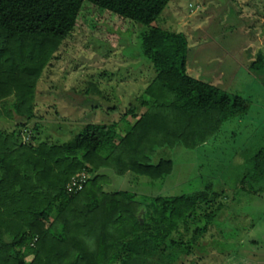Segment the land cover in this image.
Masks as SVG:
<instances>
[{
	"label": "trees",
	"instance_id": "obj_1",
	"mask_svg": "<svg viewBox=\"0 0 264 264\" xmlns=\"http://www.w3.org/2000/svg\"><path fill=\"white\" fill-rule=\"evenodd\" d=\"M170 1L0 0V264L205 259L200 251L214 244L224 206L215 175L181 195L145 197L105 188L112 174L164 180L174 164L163 158L153 162L157 150H195L250 108L248 98L189 74L186 35L157 23ZM85 2L145 27L138 56L149 63L152 78L134 103L121 106L93 99L102 93L90 75L77 107L89 106L105 118L96 122L93 116L68 139L51 140L41 137V128L53 104L39 107L36 90ZM250 63L260 70L263 56L257 52ZM243 157L238 192H263L252 186L264 182V144ZM77 177L80 188L69 190Z\"/></svg>",
	"mask_w": 264,
	"mask_h": 264
},
{
	"label": "rangeland",
	"instance_id": "obj_2",
	"mask_svg": "<svg viewBox=\"0 0 264 264\" xmlns=\"http://www.w3.org/2000/svg\"><path fill=\"white\" fill-rule=\"evenodd\" d=\"M263 13L264 0H171L157 20L162 28L186 35L191 76L250 101L243 117L225 122L205 145L195 150H157L153 162L163 158L174 164L164 180L112 174L105 185L108 191L127 190L145 197L181 195L198 190L207 176L215 175L224 190V206L217 218L220 225L214 244L210 242L212 247L200 251L205 257L200 263L185 255L179 264H264V182L252 186L262 187L263 192L257 194L238 192L236 184L243 171V154L252 155L264 144ZM78 19L36 90L39 107L53 104L41 128V137L51 140L68 139L93 116L96 122L105 118L103 112L87 110L89 106L77 107L82 102L80 90L92 82L90 75L102 93L91 95L93 99L102 105L113 102L121 106L134 103V97L152 78L149 63L138 56L143 25L88 2L83 4ZM257 52L263 56L260 70L250 68ZM102 96L111 100L107 102ZM128 119L132 121L130 116Z\"/></svg>",
	"mask_w": 264,
	"mask_h": 264
},
{
	"label": "built area",
	"instance_id": "obj_3",
	"mask_svg": "<svg viewBox=\"0 0 264 264\" xmlns=\"http://www.w3.org/2000/svg\"><path fill=\"white\" fill-rule=\"evenodd\" d=\"M81 180H82V178H74L73 180H72V182H71V186L69 187V190H71L72 188V186L73 187H75V186H77V188H80V186H81Z\"/></svg>",
	"mask_w": 264,
	"mask_h": 264
}]
</instances>
